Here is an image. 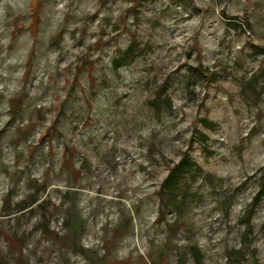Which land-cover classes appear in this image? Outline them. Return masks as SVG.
<instances>
[{"label": "rangeland", "instance_id": "obj_1", "mask_svg": "<svg viewBox=\"0 0 264 264\" xmlns=\"http://www.w3.org/2000/svg\"><path fill=\"white\" fill-rule=\"evenodd\" d=\"M0 264H264V0H0Z\"/></svg>", "mask_w": 264, "mask_h": 264}, {"label": "trees", "instance_id": "obj_2", "mask_svg": "<svg viewBox=\"0 0 264 264\" xmlns=\"http://www.w3.org/2000/svg\"><path fill=\"white\" fill-rule=\"evenodd\" d=\"M205 135L201 132H196L191 140L190 144L194 142L204 143L206 138ZM197 164L190 158V156L185 153L179 160V162L174 165L168 172L167 177L165 178L162 186L160 187L159 194L161 197V201L168 200L171 195H173V191L177 188L179 181L182 179L184 175L192 174L194 171L198 170ZM192 253L196 252L192 250Z\"/></svg>", "mask_w": 264, "mask_h": 264}]
</instances>
